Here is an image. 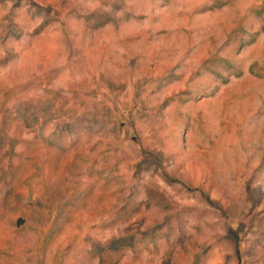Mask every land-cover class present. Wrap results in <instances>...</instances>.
Returning a JSON list of instances; mask_svg holds the SVG:
<instances>
[{"label":"rangeland","instance_id":"rangeland-1","mask_svg":"<svg viewBox=\"0 0 264 264\" xmlns=\"http://www.w3.org/2000/svg\"><path fill=\"white\" fill-rule=\"evenodd\" d=\"M0 264H264V0H0Z\"/></svg>","mask_w":264,"mask_h":264}]
</instances>
